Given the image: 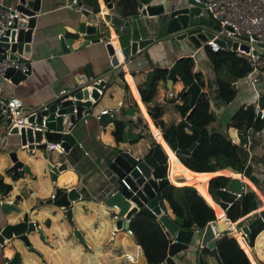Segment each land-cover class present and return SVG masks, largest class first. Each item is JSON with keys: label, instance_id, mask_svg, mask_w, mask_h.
Wrapping results in <instances>:
<instances>
[{"label": "crops", "instance_id": "obj_1", "mask_svg": "<svg viewBox=\"0 0 264 264\" xmlns=\"http://www.w3.org/2000/svg\"><path fill=\"white\" fill-rule=\"evenodd\" d=\"M153 1H166L167 7L183 1L187 2L186 0ZM97 2L98 10L95 11L91 8V12L85 16V23L95 24L98 31L86 33L78 30L82 12L65 5V0H41L40 10L36 13L32 28V47L29 56H26L30 66L29 72L18 83H13L10 80L4 81L3 93L5 95L15 93L23 98L25 106L33 107L36 104L51 100L59 94L61 88H66L69 91L73 89L80 79V74L85 76L81 77L85 78V81L95 77H101L105 80L101 95L93 103L91 112L81 114L74 125H69V129L76 137L75 143L78 145V141L82 142L81 147L78 145L80 149L78 158L72 161L69 157V150L74 144L67 152L54 149L58 152L52 154L51 161L53 163H59V161L67 163L65 168L58 170L55 181H53L48 168L47 174H43L41 171L47 159L41 153L37 154V149L29 153L25 149L19 148L16 144V135L6 130L5 120L0 117V173L4 180L12 185L8 193L0 192V201H15L14 203L18 205L16 211L8 212L9 217L7 218H4V211L0 209V226L6 222L16 221L23 212L29 213V218L33 219L44 232V237L39 236L36 231L33 232V235H29L31 244L40 256V261L37 264H88L89 260H92L93 264L96 260L100 261V264H147L142 247L136 242L134 235L126 232L124 227H116L115 217L112 216L113 222L112 219L109 220L103 216L110 209L102 199L106 191L109 188L114 189L119 181L118 176L108 166L109 159L117 151L128 149L134 155H143L148 151L146 148L150 141L152 144H149V148L158 141L164 147L168 146L160 128L154 124L139 95V87L144 85L148 69L155 67L167 69L179 56L191 55L195 63L194 69H202L205 73L209 89L210 82H212L210 109L214 118L207 125L208 131L213 129L224 132L239 141L237 128L232 123V116L241 105L254 104L255 102L252 95L253 91L249 86L246 84L236 85L233 83L234 79L229 80L226 76L224 77L221 70L212 69L204 46H196L186 38L158 40L139 51L134 58L124 62L116 32L110 23L111 12L108 11V1L97 0ZM111 2L113 3V1ZM132 26L133 29L139 28L140 35L157 37L163 32V25L160 26L159 24V15L143 14L140 10L132 15ZM104 35L106 38L101 39ZM96 38L99 39L96 40ZM61 39L65 41L66 48L61 47ZM85 39H89V41L84 43ZM107 41L113 43L120 62L119 65L111 63V54L106 48ZM216 73L221 74L231 87H237L236 95L231 100L219 101L217 99L215 93ZM125 85L127 86L125 87ZM183 86L184 84L179 78L174 79L170 85L163 77L157 81L154 99L163 104L164 109L161 117L167 123L177 122L182 118L175 105L182 102L179 90ZM130 95L134 97L136 102L134 105L137 106L133 114L119 111L115 117L125 119L128 123V131L131 133L140 132L142 136L135 142L116 141L112 134V119L103 124L98 121L94 114L104 108L110 109L119 101L123 102L122 106L133 105L130 103ZM261 106L264 107V104ZM141 116L147 121V126L142 121L137 122V118ZM142 125L145 128L149 126V129L142 128ZM253 137L251 144L252 160L264 165V126L260 129H254ZM148 138L150 139L149 142ZM11 148L17 149L18 157L28 164L29 171L19 167L16 172H20V174L13 176L16 172H13L9 167L12 161L8 155ZM168 156L167 173L169 170V176L173 178V182L183 183L178 182L175 175L181 170H191V168L180 160L174 150ZM232 172L236 171L232 170ZM252 173L259 180L262 179L260 175ZM203 174V177L208 180L216 172L206 171ZM242 176L246 179L244 174ZM189 184L194 185L198 192L201 188L208 191L207 184L205 186L196 183ZM72 185H75L81 192L80 198L72 203V205H80L76 212H73L72 207V218L75 226L81 231L85 243L73 234V229L63 214L60 212L51 214L50 206L44 202L51 195L55 186L68 188ZM208 193L204 198L213 206L217 215L219 205L209 191ZM16 195L19 197L16 198ZM248 213L237 220H229L228 224L231 225V228H228L227 233L233 236L241 235L235 227L238 220L247 217ZM101 225L106 227L104 228L105 231L109 229L108 234L107 232L101 235L95 233ZM162 227L165 230L163 225ZM100 231L103 232L102 229ZM166 233L171 240L173 236H170L167 231ZM126 235H131L134 240L128 241ZM197 236L196 234L189 247L184 250L185 260L182 264H221L210 249L199 254ZM243 240L253 254V258L248 255L251 263L254 264L255 261L257 264L264 263V227L257 232L252 245L246 242L245 237ZM6 241L8 239L0 244V264H4L13 255L15 249L20 251V259L24 261V264L30 260L36 261L37 255L25 247L22 242L21 247L14 248L7 246ZM243 248L246 251V248ZM126 254H130L132 259L127 258ZM198 259L199 263H197Z\"/></svg>", "mask_w": 264, "mask_h": 264}, {"label": "water", "instance_id": "obj_2", "mask_svg": "<svg viewBox=\"0 0 264 264\" xmlns=\"http://www.w3.org/2000/svg\"><path fill=\"white\" fill-rule=\"evenodd\" d=\"M40 2L41 0H27V5L18 3L17 7L30 15L26 19H18L19 28L16 31L14 29H6L5 32L0 35V50H3V47H9V58L24 61L25 56H29L32 47V28L36 18L35 11L40 10ZM202 5L203 4L197 0H189L167 7L166 1L154 2L150 0L144 4L139 0L137 2V7L143 14L159 15V24L160 26L163 25V32L161 35L154 37V35H140L139 28L133 29L132 15H127L125 17L118 15L112 2L108 1V11L111 12L110 23L116 32V38L119 49L124 56V62L134 58L139 51L144 50L149 44L164 38H186L194 45L200 46L201 40L206 39L207 36L213 35L212 29L219 28V23L215 18L206 14ZM86 14L87 13H84L81 16L78 30L86 33L98 31V27L95 24L85 23ZM105 38L106 35L102 36L101 39ZM97 39L99 38H96V40ZM215 40L219 44L227 47L231 45L232 48H235L237 45V40L230 37H216ZM88 41L89 39H85L84 43ZM261 44L264 45V42ZM241 46L247 49L246 45ZM61 47L66 48L63 39H61ZM106 48L108 53L111 54V63L113 65H119L120 62L111 41H107ZM5 55V52L0 53V57H4ZM221 68L224 69L227 76L230 75L224 63H222ZM166 70L165 79L168 85H170L174 79L179 78L186 86L184 91L190 94V101L193 102L200 90V86L182 72L176 62L172 63ZM27 73L28 72L25 73L19 69L9 67L5 75L10 78L11 82L18 83L27 76ZM155 74L156 72L153 68L148 69L145 75L144 85L149 87ZM79 76L80 78L85 77L83 74ZM104 83L105 80L102 78L98 81H93L92 78H89L87 81L77 84L68 93L55 95L51 100L36 104L33 107L24 105V110L29 112L28 120L31 124L18 128L16 125H10L11 118L7 116L5 118L6 130L16 135V144H18L19 148L25 149L29 153L33 152L35 149L40 150L41 155L47 159L45 161L46 167L51 171L52 178H55L58 170L65 168L67 163L65 161L53 163L51 161L52 156L48 155L49 150L46 148V144L52 141L59 142L63 151L67 152L69 150L76 142V137L71 129H69V125H74L81 114L91 112L93 103L101 95L97 87L102 89ZM136 108V105L121 106L120 111L132 115ZM42 119H44L43 124ZM111 119L112 115L108 112H101L98 117L100 123H106ZM128 120L131 121V119ZM183 123L192 130L197 129V126L188 121H183ZM207 133V126L199 128L197 139L186 149L177 147L174 129L171 130L169 136L165 138V140L175 153H177V151L189 153ZM158 142L151 146V151L149 153H144L140 158H136L128 149H120L109 159V168L112 169L118 177H123L125 180V182L119 180L114 190L109 189L103 200L106 206L118 207V216L115 219V226L121 228L122 226L129 225L130 220H124L122 224V216L132 217L136 212H144L155 216L169 235L173 236L168 243L165 257L160 261H154L148 264H182L184 250L189 247L191 240L196 234L198 235L199 254L202 252V247L206 246L214 253L218 262L221 263L216 248V240L226 228H231V225L224 220V218L227 217L225 210L229 204L244 191V181L239 175H228V179L224 185L217 187L210 183L208 179L207 189L211 194L217 195V202L224 211V217L209 220L203 226H199L198 223L192 219L193 223L191 228L179 227L165 211H161L158 191L162 185L171 181L169 174L157 178L153 175L152 171L156 165L168 162V153L162 143ZM8 155L12 161L9 167L13 172H16L19 167L29 171L28 164L18 157L16 148H11L8 151ZM216 169H218V167ZM53 192L52 196L44 200L45 203L53 205L50 206L51 214L58 213V209L63 210V216L66 217L71 225L73 234L80 241L85 243L81 231L75 226V222L72 218V203L80 198L81 192L75 185L68 188L55 186ZM14 202L15 201H2L1 207L3 211L8 212L15 208ZM256 213V216L252 217L248 223L242 225L241 229L245 234H247L253 226L264 221V207L257 209ZM34 230L37 231L41 237H44L42 228L37 226L33 219L29 218V213L27 211L23 212L16 221L6 222L0 226V243L3 244L5 239L16 237L25 247H28L30 250H35L29 237V232ZM199 262L198 259L197 263ZM4 264H24V261L20 259V251L15 249L13 255L8 258Z\"/></svg>", "mask_w": 264, "mask_h": 264}, {"label": "trees", "instance_id": "obj_3", "mask_svg": "<svg viewBox=\"0 0 264 264\" xmlns=\"http://www.w3.org/2000/svg\"><path fill=\"white\" fill-rule=\"evenodd\" d=\"M86 1L93 10H98L99 6L97 0ZM105 1H113L112 4L115 6L117 14L123 17L134 15L139 11L137 7L138 0ZM141 1L147 3L150 0ZM204 49L212 69L218 71L223 70V72H225L224 69L221 68L222 63L225 64V67L230 72V75L227 76L229 80L244 74L250 68L247 62L242 60L239 56H236L232 50H230V47L223 46L222 48L213 50L208 45H205ZM175 62L182 72L200 86V90L193 102L190 101V94L184 91L186 88L185 85L179 90V96L182 98V102L176 103L175 107L182 115L180 120L170 123L165 122L161 117L164 109L163 104L154 99L157 81L160 77L165 78L167 72L166 68L155 67L154 70L156 74L152 78L150 86L147 87L146 85H142L139 87V95L154 124L160 128L163 137L167 138L171 130L174 129L177 147L186 149L197 139L199 128L209 125L214 118L213 112L210 109L211 90L207 87L208 79L203 70L194 69L195 63L191 55H181ZM228 84L229 83L223 79L221 74L216 73L215 93L217 99L228 101L232 98L233 88ZM126 86L127 85H125V87ZM130 96V103L133 105L136 104L134 97L132 95ZM261 104H264V94L261 95ZM141 120V117L137 118V122ZM183 121H188L197 126V129H190L185 126ZM112 122V134L116 141L127 140L129 142H135L142 136L140 132L131 133L128 131V123L122 117L112 116ZM232 123L237 128L240 143L233 142L224 132L211 129L189 153L177 151L176 154L184 164L195 171H213L218 173L209 178V182L217 187L224 185L228 179V175L219 173L216 168H230L236 172H243L249 184L258 193L260 191L257 186L264 192V188H261L258 177L251 172V166L245 165L246 153L241 144L244 140L245 130L248 127H253L254 129L262 128L264 126V118H260L255 114L253 103H248L246 105H241L236 110L232 116ZM145 126H147L146 123ZM155 143L157 142H154V144ZM150 151L151 147L148 149L147 153ZM79 152L80 149L77 143H74L69 150L70 160L74 161L78 158ZM152 172L155 177L165 176L167 174L166 162L156 165ZM18 174H20V172H16L13 176H18ZM11 188V183L5 181L0 173V192L6 194ZM208 194L205 188L199 189L198 192L196 187L192 184H175L172 182L165 183L158 191L160 204L164 211L179 225V227L183 228H191L193 223L192 219H194L199 226H203L207 221L216 218L213 207L204 198ZM260 196L264 200V196ZM18 197L19 195H16V198ZM258 200V197L253 192L242 191L226 208L227 217L232 221L237 220L250 210L257 209ZM242 221L243 219L238 220L237 224L240 225ZM129 227L132 229V234L136 242L142 247L147 264L160 261L165 257L170 238L155 216L144 212H136L129 221ZM263 227L264 221L253 226L249 232L244 235L249 245L253 244L255 235ZM227 232L228 228H226L216 240V248L221 259V264H252L248 255L251 258H253V255L242 236L238 234L233 236ZM240 244L246 248V251ZM208 249V247L203 246L202 252Z\"/></svg>", "mask_w": 264, "mask_h": 264}, {"label": "built area", "instance_id": "obj_4", "mask_svg": "<svg viewBox=\"0 0 264 264\" xmlns=\"http://www.w3.org/2000/svg\"><path fill=\"white\" fill-rule=\"evenodd\" d=\"M189 1V0H186ZM201 2L202 8L205 9L206 14L215 18L219 23L218 29H212L213 35L207 36L206 39L201 40V46L208 45L213 50L222 48L223 45L219 44L215 39L216 37H230L237 40V45L235 48H230L236 50L238 53L246 54V60L250 68L244 73L237 76V79H234V84H246L252 89V95L254 99V111L255 114L264 118V107L261 106V95L264 94V45L261 43L264 42V0H197ZM18 3L27 5L26 1L13 0L5 1L0 0V35H2L6 29H14L15 31L19 28L18 19H26L30 14L22 11L17 7ZM65 5H68L72 9L84 13L91 12V6L87 3L86 0H65ZM39 10L35 11V14ZM229 26V27H228ZM241 45H246L245 49ZM9 47H3V50H0V53L5 52L4 57H0V117L5 118L9 116L11 118L10 125H16L18 128L20 126H26L31 124L28 120L29 112L25 111L23 106V98L15 93H10L5 95L4 92V81L10 80L8 76L5 75L6 70L9 67H13L21 70L22 72H29V63L25 60H17L14 58L8 57ZM21 55V54H20ZM222 75L225 77V73L221 71ZM101 77L93 78V81H98ZM85 78L78 79L77 84H81L85 81ZM11 81V80H10ZM98 91L101 93L102 89L97 87ZM69 90L66 88H61L59 94L68 93ZM4 97V98H2ZM123 105L122 101H119L115 106L110 109L104 108L99 112H96L94 116L98 119L101 112H108L111 115L117 114L120 111L121 106ZM44 119H42V124ZM37 126V125H35ZM253 133L254 129L248 127L244 133V141H242V146L245 149L246 158L245 165L251 166V172L260 175L261 178H264V165H261L259 162H254L252 160V149L251 144L253 143ZM233 142L240 143V141L233 137L229 136ZM78 145L81 147L82 142L78 141ZM48 150L58 149L63 151L62 146L59 142H48L46 144ZM85 153L86 150H85ZM136 158L142 157V155L135 154ZM157 178V177H156ZM55 181V178H52ZM118 180L124 181L123 177H118ZM223 186V185H222ZM114 190L113 188H109ZM108 189V190H109ZM107 190V191H108ZM104 196V198L107 195ZM53 191L50 196L53 195ZM102 199V201L104 200ZM161 205V204H160ZM109 207L112 212V216L117 218L118 216V207ZM161 211H164L161 206ZM131 217L122 216V224L124 220H130ZM226 223H228V218H224ZM125 228L126 232L132 234V229L127 226H122ZM242 238L245 233L240 231ZM127 258L132 259L130 254H126Z\"/></svg>", "mask_w": 264, "mask_h": 264}, {"label": "rangeland", "instance_id": "obj_5", "mask_svg": "<svg viewBox=\"0 0 264 264\" xmlns=\"http://www.w3.org/2000/svg\"><path fill=\"white\" fill-rule=\"evenodd\" d=\"M230 50H232V52L236 55V56H239L240 58H242V60H244L245 62H247V60H246V54H244V53H238L236 50H234V49H232V48H230ZM248 63V62H247ZM229 76V75H228ZM234 79H237V76L234 78ZM212 82H210V90H213V87H212ZM229 85V84H228ZM233 88V96H235L236 95V90H237V87L236 86H234V87H232ZM233 96H232V98H233ZM231 98V99H232ZM231 99H229V100H231ZM219 101H224V100H222V99H218ZM228 100V101H229ZM116 116V114H114V117ZM141 121L142 122H144V123H147V121L145 120V118L143 117V116H141ZM142 122H140L141 124H143ZM107 123V122H106ZM103 124H105V123H103ZM142 128H145V127H143V125H142ZM146 130L147 129H149V126L148 127H146L145 128ZM151 129V128H150ZM152 132V131H151ZM150 132V133H151ZM209 132V131H208ZM150 138V137H149ZM148 138V142H149V139ZM149 144L151 145L152 144V141H150L149 142ZM149 144H148V146H147V148H146V151L148 150V148H149ZM54 152H58V150H53L52 152L49 150L48 151V155L49 156H52V154L54 153ZM37 154H40V150H38L37 152H36ZM166 164H167V168H168V162H166ZM48 167H46V165L44 164V167L41 169V171H42V173L43 174H47V172H49L48 171V169H47ZM187 171H194V172H196L199 176H204V174H203V172H206V171H195V170H193V169H191V170H187ZM219 173H221V172H219ZM50 174H51V171H50ZM216 174H218V173H216ZM222 174H224V173H222ZM225 175H230V174H225ZM248 177V176H247ZM172 183H175V182H173V181H171ZM254 183V182H253ZM259 183H260V186H261V188H264V180H263V178L262 179H260L259 180ZM175 184H182V183H175ZM244 184H245V187H244V190L245 191H247V192H253L257 197H258V202H257V206H258V209L260 208V207H264V206H262L263 205V199H262V197L260 196V195H263L264 196V192L260 189V187H258L257 186V188L259 189V193L248 183V182H244ZM209 191V190H208ZM210 192V191H209ZM211 194V193H210ZM212 196H213V198H214V200L216 201V200H218V197H217V195L216 194H211ZM1 202L2 201H0V209H2V207H1ZM47 204V203H46ZM48 206H53L52 204H47ZM78 206H80V205H72V207H73V212H76L77 211V209H78ZM222 208V207H221ZM18 209V205L15 203V208H13V209H11L10 211H8V212H11V211H16ZM81 209H83V208H81ZM2 211H3V209H2ZM58 211L60 212V214H63V210H61V209H58ZM214 211H215V209H214ZM251 211V210H250ZM8 212H5L4 211V213H3V216H4V218H7V217H9V213ZM224 212V211H223ZM75 214H77V213H75ZM216 214V213H215ZM256 210H254V211H251L250 213H248V216L247 217H245V218H243V221L240 223V225H238V224H236V229L240 232L242 229H241V227H242V225H244V224H246V223H248L249 221H250V219L252 218V217H254V216H256ZM111 215V216H110ZM104 217H106V218H108L109 220L110 219H112L111 221H113L114 222V219L112 218V212L110 211V210H108L107 211V213L106 214H104L103 215ZM216 217H217V215H216ZM65 219H66V217H65ZM220 219V218H219ZM67 220V219H66ZM68 221V220H67ZM109 227H110V225H109ZM108 227V228H109ZM104 228H106L104 225H101L99 228H98V230L97 231H95V233L96 234H98V235H101V234H105L107 231H109V229H107V231H105L104 230ZM100 229H102V231L103 232H101L100 231ZM33 232H35V230L34 231H30L29 232V235H33ZM37 232V231H36ZM234 232V231H233ZM107 234H108V232H107ZM38 235L40 236V234L38 233ZM232 235V234H231ZM117 238L118 239H120L118 236H117ZM126 238H127V240L128 241H130V240H134L132 237H131V235H126ZM237 239V238H236ZM1 244V243H0ZM6 244H7V246H13L14 248H18V247H21V245H22V243H21V241H19L16 237H11V238H9L8 239V241H6ZM251 251V250H250ZM0 252H1V248H0ZM32 252L33 253H35L36 255H37V257H35V262L33 261L32 262V260H30V261H28V263L27 264H37L39 261H40V256L37 254V250H32ZM252 253V252H251ZM253 255V254H252ZM1 256V255H0ZM185 260V253H184V257H183V261Z\"/></svg>", "mask_w": 264, "mask_h": 264}, {"label": "bare ground", "instance_id": "obj_6", "mask_svg": "<svg viewBox=\"0 0 264 264\" xmlns=\"http://www.w3.org/2000/svg\"><path fill=\"white\" fill-rule=\"evenodd\" d=\"M167 151L168 154L173 152V149L168 145L166 147H164ZM169 159V156H168ZM219 172L224 173V174H230V175H239L245 182H248V179H244L242 176V172L237 173V172H232V170L230 168H222V169H217ZM170 181L173 180L172 177H170ZM175 179H177L178 182H183V183H196L202 186H205L207 184V179H205L203 176H199L196 172L194 171H187V170H181L179 171L176 175H175ZM219 205V204H218ZM264 206V205H262ZM261 208V207H260ZM217 216L219 218H223L224 217V212L223 209L221 208V206L219 205L218 208V212H217ZM234 228V227H233ZM254 264H257V262L255 261Z\"/></svg>", "mask_w": 264, "mask_h": 264}, {"label": "clouds", "instance_id": "obj_7", "mask_svg": "<svg viewBox=\"0 0 264 264\" xmlns=\"http://www.w3.org/2000/svg\"><path fill=\"white\" fill-rule=\"evenodd\" d=\"M201 46V45H200ZM205 46V45H204ZM223 71V70H222ZM225 73V72H224ZM28 74V73H27ZM225 76L227 77V75L225 74ZM148 112V111H147ZM113 116V115H112ZM229 136V135H228ZM241 172V171H240ZM243 173V172H242ZM168 174V173H167ZM244 174V173H243ZM210 178V177H209ZM222 186V185H221ZM216 201H218V200H216ZM218 203V202H217ZM210 204V203H209ZM211 205V204H210ZM212 206V205H211ZM213 207V206H212ZM214 209V208H213ZM218 217V216H217ZM216 217V218H217ZM225 218H228V217H225ZM228 220H230L229 218H228ZM88 264H93V261L92 260H89L88 261ZM95 264H100V261H98V260H96L95 261Z\"/></svg>", "mask_w": 264, "mask_h": 264}]
</instances>
